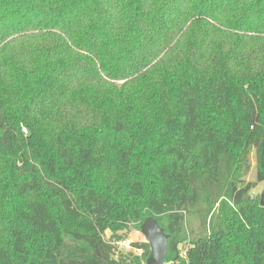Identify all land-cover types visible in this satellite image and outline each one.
<instances>
[{
	"label": "trees",
	"instance_id": "1",
	"mask_svg": "<svg viewBox=\"0 0 264 264\" xmlns=\"http://www.w3.org/2000/svg\"><path fill=\"white\" fill-rule=\"evenodd\" d=\"M263 181L264 0H0V264H264Z\"/></svg>",
	"mask_w": 264,
	"mask_h": 264
},
{
	"label": "rangeland",
	"instance_id": "2",
	"mask_svg": "<svg viewBox=\"0 0 264 264\" xmlns=\"http://www.w3.org/2000/svg\"><path fill=\"white\" fill-rule=\"evenodd\" d=\"M108 80H110L108 78ZM113 81V80H112ZM117 84H120L121 81L120 80H116V81H113ZM61 104L58 105V106H61V107H58L57 106V109L59 110L58 113H56L58 116H60V119L59 121H66V120H69L71 119L70 116L71 115H74L75 117H77V119L79 121H90L92 120L94 117H95V113H97L95 110L93 109H89V108H85V107H82V106H79L81 109L80 110H77V109H74L76 107H74L75 105H72L69 101L65 100V99H62L61 100ZM55 112V110H54ZM77 112V114L75 113ZM251 168L249 169V171L244 175V179L246 181H256L257 180V163H256V154H255V148H253L252 152H251ZM264 191V181L263 182H258L256 184V186L251 190L250 194L253 198H257L259 201L261 199V194L263 193ZM195 225V221H191V224L190 225H187V229H189V227ZM123 235H125V239L127 241H129L130 245L133 243V242H139V241H146V237L144 236V234L142 233L141 229H138L137 227L135 226H130L127 230L121 232ZM106 237L109 238L111 236V231H106L105 233ZM123 239V240H125ZM121 240V241H123ZM118 242L116 241L115 245L117 246V254L118 253H127V252H133L135 254H140L141 253V250L139 249H136L134 247H132L131 245V248H128L126 247V245H119L117 244ZM188 244L187 243H183L181 245L182 247V252L184 253L185 249L187 248ZM145 263V262H144Z\"/></svg>",
	"mask_w": 264,
	"mask_h": 264
},
{
	"label": "water",
	"instance_id": "3",
	"mask_svg": "<svg viewBox=\"0 0 264 264\" xmlns=\"http://www.w3.org/2000/svg\"><path fill=\"white\" fill-rule=\"evenodd\" d=\"M260 204L264 207V191L261 194ZM141 231L151 247L150 255L143 264H167L165 258L168 253L169 235L159 224L157 218L147 217L141 225Z\"/></svg>",
	"mask_w": 264,
	"mask_h": 264
},
{
	"label": "built area",
	"instance_id": "4",
	"mask_svg": "<svg viewBox=\"0 0 264 264\" xmlns=\"http://www.w3.org/2000/svg\"><path fill=\"white\" fill-rule=\"evenodd\" d=\"M117 244H119L121 246L123 244V245H126V247L131 248V245H130L129 241H127V240L120 241Z\"/></svg>",
	"mask_w": 264,
	"mask_h": 264
}]
</instances>
